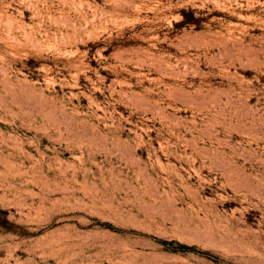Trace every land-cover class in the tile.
Returning a JSON list of instances; mask_svg holds the SVG:
<instances>
[{"label": "rangeland", "instance_id": "obj_1", "mask_svg": "<svg viewBox=\"0 0 264 264\" xmlns=\"http://www.w3.org/2000/svg\"><path fill=\"white\" fill-rule=\"evenodd\" d=\"M0 264H264V0H0Z\"/></svg>", "mask_w": 264, "mask_h": 264}, {"label": "trees", "instance_id": "obj_2", "mask_svg": "<svg viewBox=\"0 0 264 264\" xmlns=\"http://www.w3.org/2000/svg\"><path fill=\"white\" fill-rule=\"evenodd\" d=\"M166 244V242H164Z\"/></svg>", "mask_w": 264, "mask_h": 264}]
</instances>
